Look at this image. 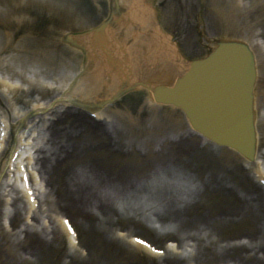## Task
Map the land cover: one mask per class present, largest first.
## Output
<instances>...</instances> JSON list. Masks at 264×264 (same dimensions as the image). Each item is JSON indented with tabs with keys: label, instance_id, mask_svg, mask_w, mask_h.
I'll list each match as a JSON object with an SVG mask.
<instances>
[{
	"label": "bare ground",
	"instance_id": "obj_1",
	"mask_svg": "<svg viewBox=\"0 0 264 264\" xmlns=\"http://www.w3.org/2000/svg\"><path fill=\"white\" fill-rule=\"evenodd\" d=\"M231 4L230 10L219 8L217 11L222 21L230 24L225 30L226 34L240 31L236 19L241 14V0H235ZM258 6L262 22L264 0H259ZM20 40L14 45L13 36L6 37L3 51L8 54L16 53L14 59L21 62L27 47L23 43L24 39ZM164 44L167 45L165 42ZM248 44L252 48L261 49L259 43L249 41ZM111 45V53L116 60H110L108 68L113 72L116 69L127 72L126 69L129 68L133 71L134 79H140L144 75L142 68L137 65L140 64V59L133 57L132 63L126 57L120 58L122 55H116L118 47H114V43ZM99 54L109 58L106 48ZM0 69L4 70L0 76V97L3 96L5 101V105L0 102V217L4 214L3 206L11 208L5 213L10 221V229L4 235L7 251L10 249L18 255L19 264H47L53 258V252L59 251V234H66L71 245H74V238L69 236L63 224L65 218L60 219L57 226L53 227L52 215L57 209L75 212V216L81 218L84 230L91 234L102 228H113L116 226L115 222L126 223L123 221L128 220L135 227L145 228L158 240L170 238L172 245L168 246L169 255L162 257L153 253L161 260L159 264H264V187L255 181L264 179V148L260 149L261 144L252 169L253 176L239 172L240 183H246L245 185L236 186V183H231L237 178L236 172L221 176L215 174L214 178L213 175H207L205 184L204 178H200L201 182L198 180L193 183L196 188L194 192L192 189L176 188H165L164 193L159 190L158 196L154 198L152 211L140 213L132 199H136L140 179L132 178L133 182L129 179L128 172L118 174L115 169L111 170V158L114 154L110 152L107 155L104 152L114 150L118 145L113 132L104 124L92 121L88 115L70 108L73 104L97 107L96 97L102 88L99 79L91 77L72 85L77 77L69 70L59 83L46 82L45 87H49L51 91L58 90L49 100L32 98L24 101L28 108H15L11 99H8V103L5 97L24 91L18 86L23 82H28L30 86L25 93H34L36 83H41L40 75L44 74L34 70L31 71L34 77L25 76L14 69L11 59L7 61L1 57ZM8 71L13 72V77H5ZM14 77L17 78L15 82L12 79ZM111 86V92L114 93L116 82ZM59 98L62 102H59ZM53 109H57L54 114L51 112ZM48 111L52 113H49L50 116L46 114ZM99 112L101 111L96 116L101 118ZM259 117V121L263 122V111H260ZM112 119L115 121L117 118ZM41 126H45L47 131L43 145H33L32 141L34 143L40 139V135L35 137V134ZM2 132L5 133L4 137L1 136ZM257 132L260 143L262 133L259 130ZM92 137L96 141L91 140ZM89 139L94 144L89 145ZM16 153L18 157L13 161ZM205 155L209 157V154ZM22 167L27 170L29 188H25L19 177ZM202 169L204 168L201 167ZM42 183L48 188L44 193L41 192ZM227 183L233 186L227 189ZM173 186L178 187L176 184ZM116 190L125 194L119 198L124 200L122 209L116 206L117 198L108 195ZM28 191H34V202H30ZM216 192H223L225 196L218 204L225 206L229 202V208L226 209L227 212L220 213V220L214 221L204 214L200 197L207 194L211 196ZM196 196L199 198L196 199ZM43 205L46 208L43 209ZM126 214L131 217L124 219ZM146 215H152L151 220L147 221L151 225L149 229L142 221V217ZM46 218H50L51 226L47 224ZM32 220L34 223H31ZM212 222H217L220 227L217 228ZM239 223L245 225L238 231L237 238L243 236L247 240L236 244L232 243L233 237L226 235L225 230L228 226H237ZM1 231L0 226V236ZM133 239L134 236L129 241L132 252L142 251L152 256L148 249L135 244ZM175 242L183 251L173 245ZM65 257H70L69 261L64 258L59 264H83L85 261V258L78 259L72 254H66Z\"/></svg>",
	"mask_w": 264,
	"mask_h": 264
},
{
	"label": "rangeland",
	"instance_id": "obj_2",
	"mask_svg": "<svg viewBox=\"0 0 264 264\" xmlns=\"http://www.w3.org/2000/svg\"><path fill=\"white\" fill-rule=\"evenodd\" d=\"M170 1L172 2V4H168L166 9V15L167 17H169L167 24L170 31L173 30L179 37V46L182 50V53H186V55L189 57H195L201 54L203 51L201 44L202 36H200L199 34L200 28L196 26V13H201V19H203V22L206 25L204 29L205 34H209L210 36L211 33L219 35L221 29L223 28V25H221V22L219 20L217 22H214V12L208 7L210 6L209 1L211 0ZM183 2H185V6L183 5ZM222 2L225 3V0H222ZM243 2H248L249 6H254L256 4V0H243ZM42 3L48 4L47 8H45L44 10L41 9ZM27 4L32 5L31 7H29ZM95 4H102V15H105L104 0H0V49L3 48V41L5 42L7 35L13 34L16 27H19L20 20L17 18V16H22L25 18V23H23L22 25L36 22V20H40L42 17H45V23L47 24L48 28H51V31H46L42 40L38 39L39 41H35L34 46H37L41 53L49 52L53 54V69H49L50 66H48L47 62L44 63V60H35L34 62L32 61L29 63L26 61H16V59H14L11 64L19 72H23L28 77L33 76L31 74V71L38 69L46 70V74L52 73L53 77L59 78L63 74V71L67 68L68 64L71 65L73 69H77L79 67L78 62L80 60L79 53L62 44L60 37L64 33L70 31H80L86 28L88 25L96 24L100 15L97 13L98 11H96ZM27 13H30L31 15L29 16V19L25 17L28 16ZM257 16L258 13L255 14L253 19L248 18V21L254 20V22H256ZM17 20H19L18 23ZM249 32L251 34L257 33L256 35L264 40V22L256 23L253 27H251ZM258 32L262 35V37L258 34ZM21 35L22 33L18 32L15 39ZM17 42L18 39L15 40V43ZM31 46L34 47L32 44ZM27 47L30 48V44ZM31 52H33V50L29 49V52L27 51L28 55L32 56ZM0 54L7 55V53L5 52H1ZM258 61L260 63V66L264 67V54L261 55ZM3 71L4 70H0V73H2ZM7 75L13 77V72L8 71ZM44 93L47 96L49 95V92L45 91ZM28 94L29 93H18L12 95V97L18 99L16 100L17 103L14 104L15 108L25 107L27 106L24 104L25 100L28 101L32 98L37 97V93L35 92L29 95ZM131 95L132 96H129L125 100H123L120 105L118 104L120 106V114L126 116L130 115L135 119L139 118L140 120L145 119V117L147 116L146 120L143 122L146 124V127L136 126L137 124L134 125L135 127H129L125 125L126 128H128V130H126L131 133V135L126 137L143 138L145 134L148 133V131L153 132L159 130V128L156 126H149V122H154V124H156V122L160 121L161 127H163V122L161 121L163 119L172 123H176L177 121L179 122L180 116L177 113H174L171 110L164 111L156 107L153 109L147 108L146 105H143L139 100L142 97L140 94ZM151 113L157 116L153 121H150L151 118L147 120L149 116L151 117ZM121 134L123 135V132ZM134 143L136 144V147L133 143L127 144L125 143L124 138L122 139V143L118 146L119 151L111 159V170L115 169L118 174H123L126 171H135V173L139 175L142 174V177H144L150 174L152 170H154V165H161L158 163L163 161V159H161V157L163 156L158 157V154L152 155L154 149L147 152L141 151V149H143L141 143ZM131 145H133V148L127 149ZM178 150L181 151V149ZM154 152L156 153L158 151L154 150ZM216 164L226 165L224 162H221L219 160H217ZM157 170L161 169L158 168ZM162 177L163 176H161L160 180H157V182L154 184H152L151 182L149 186L147 185L145 187V189L141 188L140 190L138 189L136 191L135 195L142 194L136 199L132 198L133 204H135L136 206V210L139 209L137 210L138 212H151L155 204L153 203L154 198H150V196H152V194L159 193V190L164 193L166 192V190H164L165 188L169 189L167 185L170 184L171 181H166ZM148 191H150V193H146ZM216 193L219 201L225 198L222 192ZM122 201L124 200L117 198L115 202L116 206L120 209H122L124 204ZM211 207L212 204L208 206L209 209L205 208L204 211L208 212V214L210 215L209 218H212L214 221L220 220V216L218 213H223L224 211H226V209L229 208V202L225 206L220 204L219 208L216 210ZM213 210L215 212H213ZM53 216H58L59 218L63 216L67 217L70 221H74L77 227L79 244L73 248L68 245L66 238L62 237L61 240L65 239V241H59L61 250L54 251L53 258H51V261H49L47 264H59L60 260L64 258L69 261L70 257H65L66 254L75 255L78 259H80L81 257L85 258L83 264H135L138 262V258L140 261L141 255L134 254L129 248L128 240L133 235L145 238L149 241L151 240V242L155 244L157 248L164 249L166 247V242L170 239L165 238L162 240H158L154 234L147 232L145 228L142 229L139 227H135L128 220L123 221L126 223L115 222L114 224L116 226H113V228L111 226L109 229L102 228L99 232L95 231L91 234L90 232L84 230L82 220L79 216H75V212H69L65 209H57L55 210V212H53ZM130 217L131 216H128L126 214L124 216V219H128ZM150 217L151 216L142 217V221L148 229L151 227V225L147 222L148 220H150ZM2 219L3 218L0 219V224H2ZM212 223H215L217 228L220 227V224H216L217 222ZM244 225L245 224L243 223H239L237 226H228L226 228L225 234L233 237L232 243L246 242L247 239L243 236L237 238L238 231L242 230ZM122 232H124V234L128 233V236H124ZM0 243V264H19L18 255H16L15 252L11 251L10 249H8L7 251L5 236L1 237ZM83 250H85L86 252L85 256L82 254ZM143 258L148 263L155 261L151 258H145L144 256Z\"/></svg>",
	"mask_w": 264,
	"mask_h": 264
},
{
	"label": "water",
	"instance_id": "obj_3",
	"mask_svg": "<svg viewBox=\"0 0 264 264\" xmlns=\"http://www.w3.org/2000/svg\"><path fill=\"white\" fill-rule=\"evenodd\" d=\"M254 67L240 44H220L208 59L193 64L191 72L171 91L157 98L176 102L216 139L224 143H249L252 137L251 91Z\"/></svg>",
	"mask_w": 264,
	"mask_h": 264
},
{
	"label": "snow or ice",
	"instance_id": "obj_4",
	"mask_svg": "<svg viewBox=\"0 0 264 264\" xmlns=\"http://www.w3.org/2000/svg\"><path fill=\"white\" fill-rule=\"evenodd\" d=\"M25 179L27 180V176H25ZM108 195H110L112 198H121V197H123V195H125V194L122 193V192H120V191H118V190H116V191H112V192L108 193ZM33 200H35V197H34V196H33ZM66 223H68V224H69V227L71 228V222L68 221V222H66ZM71 230H72L73 233L75 234V229L73 228V229H71ZM137 242H138L139 244H142V245H145V246H147V247H149V248H152V245H151V244H149L146 240L141 239L140 237H137ZM152 250H153L154 252H158V253H161V254H162V250H161V249H155V248H153Z\"/></svg>",
	"mask_w": 264,
	"mask_h": 264
}]
</instances>
